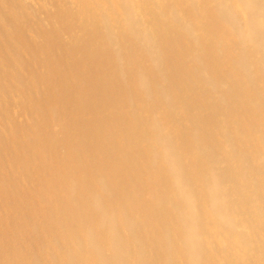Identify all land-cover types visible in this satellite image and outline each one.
Returning a JSON list of instances; mask_svg holds the SVG:
<instances>
[{"label": "bare ground", "instance_id": "bare-ground-1", "mask_svg": "<svg viewBox=\"0 0 264 264\" xmlns=\"http://www.w3.org/2000/svg\"><path fill=\"white\" fill-rule=\"evenodd\" d=\"M0 264H264V0H0Z\"/></svg>", "mask_w": 264, "mask_h": 264}]
</instances>
